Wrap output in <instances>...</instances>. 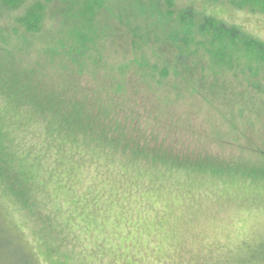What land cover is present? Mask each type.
Instances as JSON below:
<instances>
[{"label":"trees","instance_id":"1","mask_svg":"<svg viewBox=\"0 0 264 264\" xmlns=\"http://www.w3.org/2000/svg\"><path fill=\"white\" fill-rule=\"evenodd\" d=\"M181 1L0 0V190L58 264H172L178 252L151 215L154 206L177 207L170 193L184 191L183 182L229 181L246 186L249 197L264 192L263 148L250 149L244 166L234 156L186 155L178 135L187 132L135 101L144 89H162L166 99L185 90L211 110L213 98L241 112L264 108V41L216 15H264V0ZM116 36L113 67L107 51ZM33 50L35 60L26 58ZM56 63L59 85L45 70ZM103 73L116 76L104 90L114 93L88 96L81 81ZM91 167L104 186L86 191ZM137 212L144 213L142 224L135 221L141 232L111 250L122 234L116 225ZM243 247L236 264L264 261V242Z\"/></svg>","mask_w":264,"mask_h":264},{"label":"rangeland","instance_id":"2","mask_svg":"<svg viewBox=\"0 0 264 264\" xmlns=\"http://www.w3.org/2000/svg\"><path fill=\"white\" fill-rule=\"evenodd\" d=\"M132 1L129 0V4ZM192 1L198 3L200 0ZM216 15L226 23L239 26L253 37L264 41V15L234 9H220ZM112 23L116 24L115 19H112ZM119 41L118 36L115 40L108 41L107 52L111 53L112 58L116 56L114 43ZM39 44L41 43H37L35 47L40 46ZM50 46L44 52L46 55L53 52L55 45ZM35 52L33 50L32 53L25 54V57L35 60ZM9 55V51H6V56ZM111 62L115 67L117 59L114 58ZM45 70L58 80L57 85L63 80V73L57 63L47 65ZM102 76L105 74H97L94 83H90L92 80L86 82V78L85 82L81 81L91 87L92 91L87 93L88 96L99 97L114 93L104 90L107 87L114 88L116 82L112 79H116V76L110 75L108 79ZM134 98L138 107L140 104L139 108L142 109L141 104H144V108L151 116L161 118V122L169 123V126H174L176 122L179 132H187L188 136L178 135V140L183 142V152L186 155L190 150H198L200 153L197 154L201 156L208 153L216 158L234 156L236 159L239 158L237 162L244 166L247 164L246 160L252 156L250 149L254 146L264 149V114L261 116L264 108H257L255 112L250 110L241 112L236 107L220 106L213 98V110H211L204 106L200 98L189 96V91L185 90L179 98L172 96L173 99H166L162 89H156V92L144 89L137 92ZM130 99L124 98V100ZM236 106L239 107L237 104ZM256 116L260 122L256 121ZM229 121L233 122L234 128L230 126ZM101 176V171L91 167L83 190L92 191L90 189L98 190L99 186L103 187ZM226 183L213 181L209 185L207 183L199 185L196 182L186 184L183 182L181 186H185L184 191L170 193L176 196L174 197L177 200V207H167L164 210L163 205L154 206L157 212L151 215L152 223L158 222L163 226L165 236L173 241L170 242L174 246L171 250L178 252V256L173 255L172 264H236L237 260L245 256L243 246L264 242V192L249 197L248 194L252 191L247 192L246 186L240 189L230 187L229 181ZM143 214L137 212V217L129 221L121 218L122 221L116 225V228H120L122 232L120 242L116 239L111 250L117 251L116 245L120 246L123 240L126 246L129 245L130 232H141V227H136L135 230V221L139 220L142 224ZM150 221L149 217L148 223ZM92 236L97 235L93 233ZM111 236L117 237V231ZM136 249L138 248H133L132 252ZM138 252L140 253L136 251ZM24 253L28 260L34 259L35 264H58L49 248L39 238L33 225L17 212L0 190V264H28ZM162 256V252H159L157 257L162 258ZM246 264H264V261L258 259Z\"/></svg>","mask_w":264,"mask_h":264}]
</instances>
